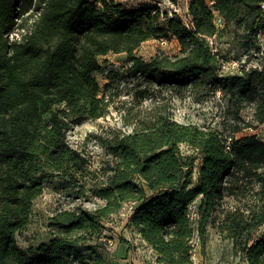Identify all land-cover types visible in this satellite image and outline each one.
<instances>
[{
    "label": "trees",
    "instance_id": "trees-1",
    "mask_svg": "<svg viewBox=\"0 0 264 264\" xmlns=\"http://www.w3.org/2000/svg\"><path fill=\"white\" fill-rule=\"evenodd\" d=\"M263 3L190 0L186 25L157 6L126 9L114 0H0V264H108L101 238L125 204H133L126 227L157 264H191L192 241L202 248L208 228L246 264H264V231L255 236L264 227V141L236 137L264 124V69L224 74L210 44L228 33L259 53ZM171 38L179 46L174 56L144 61L135 53L145 41ZM109 53L126 55L137 102L121 116L130 130L104 126L88 135L86 143L101 151L94 166L67 133L108 113L96 75ZM154 88L167 98L149 97ZM187 88L220 94L225 110L217 126L173 119L171 96ZM46 188L98 203L56 211L48 240L24 250L15 235L30 224Z\"/></svg>",
    "mask_w": 264,
    "mask_h": 264
},
{
    "label": "rangeland",
    "instance_id": "rangeland-1",
    "mask_svg": "<svg viewBox=\"0 0 264 264\" xmlns=\"http://www.w3.org/2000/svg\"><path fill=\"white\" fill-rule=\"evenodd\" d=\"M121 3L126 9L139 8L145 6H157L161 12H167L168 16L175 15L186 25L190 22L188 14V4L190 0H114ZM17 16H20V3L17 4ZM12 35L10 38H15ZM259 53L246 52L239 44V40L226 34L221 38L211 40V46L215 52L223 59V73H235L240 68L264 69V30L257 38ZM179 46L174 38L170 40H148L143 42L135 53L144 61H149L157 54L174 56L178 53ZM99 63L103 71L96 75V80L101 87V94L109 101L108 113L105 117L96 120H87L77 125H72L67 133L69 144L78 150L85 149L91 156L94 166H97L100 150L91 143H86V138L90 133L98 132L100 128L109 126L122 131L130 130L123 125L122 114L126 109H136L134 93L137 90L136 79L129 77L125 72L128 63L125 54L109 53L100 57ZM111 74V78L110 75ZM149 97L157 100L167 98L164 90L157 88L150 89ZM220 94L213 95L204 89L187 88L181 93H173L170 99V110L173 119L180 123H191L199 126H217L224 113V103L219 99ZM145 98L144 106H147L150 99ZM137 102V99H136ZM245 113V117H246ZM249 135H256L264 141V124L256 130H245L236 134L237 138ZM183 154H191V150L186 146H180ZM193 170V180H196L198 165ZM97 201H73L67 196L57 193L52 188H46L42 194L33 202L30 224L15 239L20 248L26 250L31 245H38L46 242L49 238L47 220L56 211L93 209ZM133 204H125L119 213L113 215L105 225L104 236L108 243V264H156L153 259V252L140 237L131 232L127 227V221L131 214ZM198 200L194 202L191 210L197 212ZM264 231L262 227L255 236H260ZM196 261L198 264H246L242 257L235 255L231 244L223 240L215 230L208 228L205 245L201 248L196 240Z\"/></svg>",
    "mask_w": 264,
    "mask_h": 264
},
{
    "label": "built area",
    "instance_id": "built-area-1",
    "mask_svg": "<svg viewBox=\"0 0 264 264\" xmlns=\"http://www.w3.org/2000/svg\"><path fill=\"white\" fill-rule=\"evenodd\" d=\"M262 7H264V3H263V5H262ZM214 25H215L216 28H220V27L222 26V20H221V18H219V17H215ZM210 44H211V40H210ZM192 217H194V215H192ZM105 239H106V238H101L102 241H107V240H105ZM196 240H197V238H195V239L192 241L193 250H192V252H191V258H190V260H191V264H198V262L196 261L197 259H196V253H195ZM107 242H108V241H107ZM108 243H110V242H108ZM108 243H107V244H108ZM108 245H109V244H108Z\"/></svg>",
    "mask_w": 264,
    "mask_h": 264
},
{
    "label": "crops",
    "instance_id": "crops-1",
    "mask_svg": "<svg viewBox=\"0 0 264 264\" xmlns=\"http://www.w3.org/2000/svg\"><path fill=\"white\" fill-rule=\"evenodd\" d=\"M147 245V244H146ZM148 246V245H147ZM149 247V246H148ZM150 250L152 251V249L150 248ZM153 252V251H152ZM153 259H155L156 260V255L153 253ZM157 264V263H156Z\"/></svg>",
    "mask_w": 264,
    "mask_h": 264
}]
</instances>
